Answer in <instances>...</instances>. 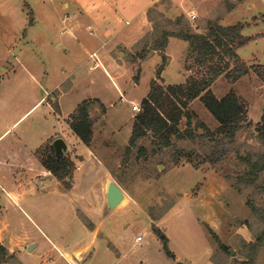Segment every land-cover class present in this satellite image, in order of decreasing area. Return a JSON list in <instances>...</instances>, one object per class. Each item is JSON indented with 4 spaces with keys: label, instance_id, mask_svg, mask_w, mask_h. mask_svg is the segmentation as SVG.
Instances as JSON below:
<instances>
[{
    "label": "rangeland",
    "instance_id": "374dc122",
    "mask_svg": "<svg viewBox=\"0 0 264 264\" xmlns=\"http://www.w3.org/2000/svg\"><path fill=\"white\" fill-rule=\"evenodd\" d=\"M90 1L0 0V181L10 182L12 170L16 177L22 172H16V164L12 168L5 163L10 161L11 165L12 151L21 152L22 146L34 147L46 142L55 131H65L70 148L67 146L63 155L74 162V168L66 179L68 184L56 177L55 180L63 189H70L82 159L79 155L87 150L79 138L69 133L68 125L78 105L86 99L92 104L93 120L88 148L101 162L96 164L106 168L111 181L124 191L126 200L119 208L106 209L99 178L92 185L97 187L96 200L85 188L98 172L83 181L80 193L87 195L88 202L81 199L83 208L78 215L88 228L99 227L98 236L85 251L73 249L61 256L57 243L73 245L84 239L83 245L88 240L66 198L54 193V187L11 198L0 186V229L6 243L11 240L8 236L18 238L19 245H10L20 249V253L9 251L11 257L5 264H116L118 251L125 254L119 264H238L235 259L248 252L244 244L254 241L263 228L252 211V206L262 205L263 196L252 186L237 187L236 181L245 170L240 156L263 150L255 127L264 107V40L251 41L237 49L240 63L258 68L236 81L222 74L211 85L218 98L230 90L242 97L252 122L251 128L239 132L221 161H205L209 145L203 137L204 129L198 125L203 122L214 130L218 122L200 98L189 106V127L194 138L174 137L172 145L160 149L153 144V138L145 137L130 152L126 148L137 114L129 101L141 106L156 76L162 56L152 46L162 30H178L182 26L176 21L181 16L193 31H203L209 21L236 23L243 19L240 11L247 2L109 0L105 5L110 6L109 11L96 20L88 7ZM191 11L198 14L195 20L189 18ZM255 19L251 24L241 22L252 25ZM76 20L80 25L74 27ZM103 26L112 28L104 39L96 36ZM139 34L134 45L114 41L113 59L111 63L103 62L105 69L98 59L95 65L94 58H89L88 51L93 46L98 47L113 35V40L122 37L130 42ZM59 42L63 49L57 47ZM168 43L160 84H182L190 76L205 72L189 56L186 41L170 37ZM187 122L182 119L181 131L188 128ZM52 141L53 138L38 151L44 153ZM5 184L9 191L19 192L17 185ZM153 224L169 238L173 257L166 254ZM138 236L142 238L141 245L137 243ZM30 241L32 248L28 249ZM221 244L228 246V252L222 250ZM255 264H264V246L258 250Z\"/></svg>",
    "mask_w": 264,
    "mask_h": 264
},
{
    "label": "trees",
    "instance_id": "16d2710c",
    "mask_svg": "<svg viewBox=\"0 0 264 264\" xmlns=\"http://www.w3.org/2000/svg\"><path fill=\"white\" fill-rule=\"evenodd\" d=\"M176 24H181L178 30H162L160 37L154 41L152 49L159 50L162 63L156 70V76L150 82L147 95L141 101V111L135 115L132 132L127 145V152L137 147L141 139L153 138V144L160 149L172 145L174 137L194 138L191 126L189 106L196 98H200L206 109L217 120L218 126L211 130L205 123L198 126L204 129L203 137L208 140L210 153L205 161L216 164L228 154L229 145H233L239 132L252 127L248 119L246 101L230 90L223 97L218 98L210 89L212 83L222 74L232 81L248 74L254 65L240 63L237 49L248 42L242 32L246 24L238 22L232 25H222L219 22L209 21L203 31H193L189 24H185L181 16ZM177 37L189 44L188 54L194 59V64L204 68L199 76H190L185 83L164 86L158 82L162 79L168 56L165 49L169 38ZM233 65V66H232ZM203 72V73H202ZM264 77V74H262ZM91 102L83 100L70 120V128L74 134L87 146L91 145L93 137V120L90 116ZM102 107L103 103H101ZM183 118L187 119L188 128L183 132L179 124ZM257 139L263 150L251 151L246 156H240L245 170L237 176L236 186L241 184L254 187L257 193L263 196V203L259 207L252 206V211L258 215L263 228L254 241L244 244L247 248L241 258L235 259L238 264H255L258 250L264 246V107L260 121L255 127ZM50 147V148H49ZM40 149V148H39ZM141 149V148H140ZM42 165L59 181L68 184L66 179L72 176L74 162L63 155L57 159L53 145L47 146L44 153L36 151ZM153 231L163 243V248L169 257L174 254L170 250L169 238L155 224ZM217 238V237H216ZM218 239V238H217ZM222 250L228 252L226 244H221ZM11 257L8 248L0 242V264H5Z\"/></svg>",
    "mask_w": 264,
    "mask_h": 264
},
{
    "label": "crops",
    "instance_id": "0c3cea01",
    "mask_svg": "<svg viewBox=\"0 0 264 264\" xmlns=\"http://www.w3.org/2000/svg\"><path fill=\"white\" fill-rule=\"evenodd\" d=\"M107 1H109V0H91L89 2L88 7H91V14L94 16V18L96 20H100L103 12L109 11L110 6L105 7V5L107 4ZM245 1L247 2L246 6L244 9H242L240 11V13L242 14L240 16H242L243 19L237 21L236 23L243 21V22H246L247 24H249V23L251 24L252 19H255V17H257V16L259 17L262 14L264 15V0H245ZM144 8L142 9L141 14L143 13ZM139 14H140V12H139ZM108 18H109V16H108ZM71 21H73V20L71 19ZM127 23L129 24V21ZM220 24L232 25L235 23H231V24L220 23ZM79 25H80V22H78V20H76L75 24H73L74 27H77ZM109 27L110 28H105L103 26L101 28L102 29L101 32H103V31L104 32L101 34V32L99 31L96 36L98 38L104 39L105 35L110 34V32L112 30L111 26H109ZM245 29H246V34L244 33L243 36L248 38V42L246 44H248L251 41H258L260 39L264 40V17L261 20L255 19L254 24L246 25ZM119 32H122V28H120ZM256 34H263V35L261 37L253 38V36H255ZM113 36L109 37L107 40L102 41L98 47L93 46L94 49H92L91 51H88V50H90V48H88V49L86 47L84 48L86 51L90 52L89 58H90V55L96 54V59L99 60V63H102L101 66L103 69H105L103 62L111 63V58L113 59V56L111 55V50H112V47H113L112 45H113L114 41H119V43H122L124 46L134 45L138 41L140 34L138 36L136 35V37L134 39H132L130 42H127L124 39L122 40V37H117V38H115L116 40L115 39L113 40ZM89 43H93V42H89ZM168 46H169V43H168ZM168 46H167V48H168ZM57 47L59 49H63L64 45L59 42ZM92 61L95 62V60H92ZM98 99L101 101V103L104 104V102L100 98H98ZM16 122L13 125H15ZM68 128H69V133L72 134L73 137L74 136L77 137L74 134V132L72 131V129L70 128V125H68ZM60 136H62V137H60ZM51 138H53V141L57 138H63L64 141L67 142L66 143L67 146L70 148V145H69L68 140H67L66 135H65V131H61V132L55 131L46 140V142H44L42 144L41 143L39 145L37 144L34 147H30L28 145L22 146L21 147L22 149L20 150L21 152H18V153L15 151H12L13 153H11V155H10L11 156L10 157L11 158V165H10V161H6L5 163H6V165L11 166L12 168H13V164H16L15 165L16 167L14 166L16 169H18L16 172L20 173V169L22 170V172H21L19 177H16L15 173H13L14 170H12L11 181L10 182L0 181V186L1 187L3 186L2 187L3 191L6 193V195L8 197H11V198H21L24 195H33V194L39 193L40 191L46 190V188H48V187H54L55 191H56L54 193H56V194L58 193L59 195H62V197L66 198V201L69 202V204L71 205V209L74 211L75 220L77 221V223L81 227V229H83L85 236L88 240L83 245H81V242L84 239H82L80 241V243H78V242L73 243V245H65L63 243H57L55 246L60 250V252H61L60 255L63 256L67 252H69V253L74 252L73 249H80V250L85 251V249L88 246H92L95 244V241H96L97 236H98V234H96L98 232H96V231L99 229V227L94 225V227L92 229L88 228L83 223L82 218L79 217V215H78V210H82V208H83L81 206V203L83 202L82 200L84 199L88 202V199L86 197L87 195L80 193V191L83 189V188H81L80 184L83 181L90 178V176L94 175V172H98L97 177L92 176V179L90 181H88L85 188H87L89 193L92 195L93 199L96 200L97 195H98L96 193L97 187H94L92 185H93L95 179L99 178L100 190H102V192L104 194L106 209H108L107 208L108 207L107 206V200H106V192H107L108 184L111 181V179H110L107 171L106 172L104 171L106 168L103 170V168L101 169V166L99 164H96V163L101 164L100 160L91 151V149L88 148V146L86 145L84 147L86 148L87 151H84L79 155V156H81L82 159L77 166L78 170H76L74 173L75 179H74V182L72 183V186L70 187V189H63L60 182L55 180L54 175L42 165V163L40 162V160L36 154V151L39 148H41L43 145L47 144V142ZM16 141H18L20 143L19 138H17ZM53 141H52V143H53ZM85 168H87V170L84 171ZM54 181H56V182H54ZM5 183H7L10 186L17 185L16 190L19 192L14 193V192L9 191L7 189ZM102 184L105 185L104 188L101 186ZM4 188H6V189H4ZM89 218L92 220V218L90 216H89ZM92 222L94 223V221H92ZM2 232L3 231L0 229V242H2L8 248V250L11 251V253H14V252L20 253L19 248L17 250L14 249V247L16 245H19V243H18L19 239L15 238L14 236L13 237L8 236V238H10L11 240L7 241V243H6L4 241L6 236L3 237ZM12 243H15V245H13L14 247L11 246ZM31 245H32V242L30 241L27 244V247H29ZM34 245L37 246V244H34ZM115 249H117V248H115ZM124 258H125V254L121 251H118V254L116 255V264L121 263V259H124Z\"/></svg>",
    "mask_w": 264,
    "mask_h": 264
},
{
    "label": "water",
    "instance_id": "95a60500",
    "mask_svg": "<svg viewBox=\"0 0 264 264\" xmlns=\"http://www.w3.org/2000/svg\"><path fill=\"white\" fill-rule=\"evenodd\" d=\"M53 147L55 149V155L57 159H60L61 156L64 154L65 150L67 149V144L63 138H57L53 141ZM124 191H122L121 187L117 185L114 181L109 182V187L106 192V200L107 206L109 210H113L116 208L115 202L118 198L123 195ZM32 248V245L28 247V249ZM184 264V263H179Z\"/></svg>",
    "mask_w": 264,
    "mask_h": 264
},
{
    "label": "built area",
    "instance_id": "2783aa9c",
    "mask_svg": "<svg viewBox=\"0 0 264 264\" xmlns=\"http://www.w3.org/2000/svg\"><path fill=\"white\" fill-rule=\"evenodd\" d=\"M198 17V14L195 12V11H191L190 13H189V18L191 19V20H195L196 18ZM90 58H94V60H95V65H97L98 64V62L96 61V54H92L91 56H90ZM90 68H94L93 66H91ZM122 100H125L124 98L122 99ZM130 102V106H131V110L133 111V112H135V113H138V112H140L141 111V106H140V104H138L137 102H135V101H129ZM141 240H142V238H141V236H138L137 237V243H138V245H141Z\"/></svg>",
    "mask_w": 264,
    "mask_h": 264
},
{
    "label": "bare ground",
    "instance_id": "6f19581e",
    "mask_svg": "<svg viewBox=\"0 0 264 264\" xmlns=\"http://www.w3.org/2000/svg\"><path fill=\"white\" fill-rule=\"evenodd\" d=\"M111 182V181H110ZM108 187H109V184H108ZM108 189V188H107ZM124 193V192H123ZM126 200V196H125V193L123 195H121L118 200L115 202V206L116 208H119Z\"/></svg>",
    "mask_w": 264,
    "mask_h": 264
}]
</instances>
